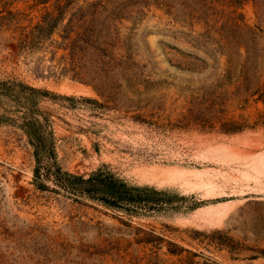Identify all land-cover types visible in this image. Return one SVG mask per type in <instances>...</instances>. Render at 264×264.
I'll return each instance as SVG.
<instances>
[{
	"label": "rangeland",
	"instance_id": "rangeland-1",
	"mask_svg": "<svg viewBox=\"0 0 264 264\" xmlns=\"http://www.w3.org/2000/svg\"><path fill=\"white\" fill-rule=\"evenodd\" d=\"M208 145L264 150V0H0V264H264V178L227 181L243 166ZM222 201L219 224L194 216Z\"/></svg>",
	"mask_w": 264,
	"mask_h": 264
},
{
	"label": "bare ground",
	"instance_id": "bare-ground-1",
	"mask_svg": "<svg viewBox=\"0 0 264 264\" xmlns=\"http://www.w3.org/2000/svg\"><path fill=\"white\" fill-rule=\"evenodd\" d=\"M250 148L251 150L247 148L239 151L232 146L227 147L224 145H208L201 149L199 155L203 159L205 158L208 160L219 162L220 165H228L230 169V165L234 163L243 166H239L242 169H231L232 171H235L237 175L233 174L227 176L226 180L234 181L235 185L244 186V182L249 183L250 181L254 182L255 184H258L261 179L264 178V150H259L257 149V147ZM142 169L143 170H141L139 174L141 176L140 178L145 181L150 180V182H156L158 184H178L180 185L179 187L187 191H203V193H205L207 197L218 195L222 193L223 190H225L221 185L222 183L220 184L215 181L216 177L220 175V172L216 171V169L211 167L202 170L188 167L183 168L180 166L173 165H153L149 168ZM232 205V201H222L212 204L210 203L208 205L199 207L197 211L195 210L196 213L194 216H198L199 219H202L207 224L216 225L219 224L222 219L227 215V213L231 210Z\"/></svg>",
	"mask_w": 264,
	"mask_h": 264
},
{
	"label": "trees",
	"instance_id": "trees-1",
	"mask_svg": "<svg viewBox=\"0 0 264 264\" xmlns=\"http://www.w3.org/2000/svg\"><path fill=\"white\" fill-rule=\"evenodd\" d=\"M59 170V169H57ZM38 175V173H37ZM62 175L64 177H68V178H74L76 180H80L82 181L83 179H81L80 177H75L73 175H70L68 173H62ZM112 178L110 175H106L103 172H99L97 174H93L91 177H89L88 179H86L84 181V183L88 184V186H92V190L94 191V193H105V197H102L101 200H103V202H106L105 200H107V198H109V189L112 187H109L108 185L110 183H112ZM83 182V181H82ZM113 189V188H112ZM117 189L115 192H112L111 194H113V197H111V199H113V201H115L116 203L120 204H127V202H130L133 200L134 196L131 195L130 190H136L134 188H127L125 184L123 183H119L117 185ZM104 195V194H103ZM132 196V197H131Z\"/></svg>",
	"mask_w": 264,
	"mask_h": 264
}]
</instances>
